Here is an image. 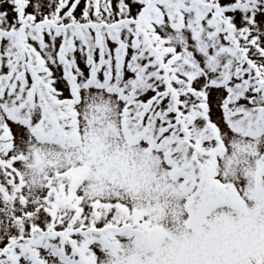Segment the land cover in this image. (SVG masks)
<instances>
[{"label": "snow or ice", "instance_id": "1", "mask_svg": "<svg viewBox=\"0 0 264 264\" xmlns=\"http://www.w3.org/2000/svg\"><path fill=\"white\" fill-rule=\"evenodd\" d=\"M0 264H264V0H0Z\"/></svg>", "mask_w": 264, "mask_h": 264}]
</instances>
